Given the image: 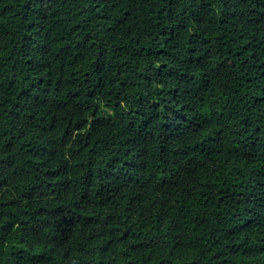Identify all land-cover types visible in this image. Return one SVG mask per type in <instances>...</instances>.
<instances>
[{
    "label": "trees",
    "instance_id": "trees-1",
    "mask_svg": "<svg viewBox=\"0 0 264 264\" xmlns=\"http://www.w3.org/2000/svg\"><path fill=\"white\" fill-rule=\"evenodd\" d=\"M0 264H264V0H0Z\"/></svg>",
    "mask_w": 264,
    "mask_h": 264
}]
</instances>
